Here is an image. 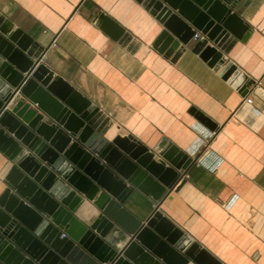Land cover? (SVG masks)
Masks as SVG:
<instances>
[{
  "label": "water",
  "instance_id": "95a60500",
  "mask_svg": "<svg viewBox=\"0 0 264 264\" xmlns=\"http://www.w3.org/2000/svg\"><path fill=\"white\" fill-rule=\"evenodd\" d=\"M137 1L163 27L153 44L163 57L175 61L198 31L192 50L214 71L223 65L219 76L246 94L251 82L221 51L229 37L251 32L233 0ZM95 22L113 39L123 34L103 13ZM11 29L0 19V151L11 163L0 193V264H220L157 207L144 221L123 207L134 189L158 205L192 159L166 138L153 148L131 134L106 141L99 108Z\"/></svg>",
  "mask_w": 264,
  "mask_h": 264
},
{
  "label": "crops",
  "instance_id": "0c3cea01",
  "mask_svg": "<svg viewBox=\"0 0 264 264\" xmlns=\"http://www.w3.org/2000/svg\"><path fill=\"white\" fill-rule=\"evenodd\" d=\"M232 11L251 32L229 37L221 51L251 82L245 95L219 76L223 65L214 71L199 58L195 41L175 61L163 57L153 47L163 27L137 0H0V19L99 108L106 141L131 134L153 148L166 138L192 159L158 205L134 189L123 207L140 221L157 207L220 264H264V0H233ZM101 13L124 30L118 39L96 24ZM10 167L0 151V193Z\"/></svg>",
  "mask_w": 264,
  "mask_h": 264
},
{
  "label": "built area",
  "instance_id": "2783aa9c",
  "mask_svg": "<svg viewBox=\"0 0 264 264\" xmlns=\"http://www.w3.org/2000/svg\"><path fill=\"white\" fill-rule=\"evenodd\" d=\"M202 37L203 36L201 34L195 32L193 34V36L191 37V40L196 42V41L202 39ZM243 102H245L246 104H251L252 103V98L250 96H246L245 98H243ZM63 236H64V234L62 233L61 237H63Z\"/></svg>",
  "mask_w": 264,
  "mask_h": 264
}]
</instances>
